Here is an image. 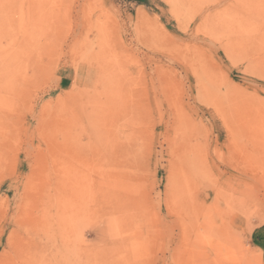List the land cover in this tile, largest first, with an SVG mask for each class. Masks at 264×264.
<instances>
[{
	"label": "rangeland",
	"instance_id": "1",
	"mask_svg": "<svg viewBox=\"0 0 264 264\" xmlns=\"http://www.w3.org/2000/svg\"><path fill=\"white\" fill-rule=\"evenodd\" d=\"M0 264H264V0H0Z\"/></svg>",
	"mask_w": 264,
	"mask_h": 264
},
{
	"label": "crops",
	"instance_id": "2",
	"mask_svg": "<svg viewBox=\"0 0 264 264\" xmlns=\"http://www.w3.org/2000/svg\"><path fill=\"white\" fill-rule=\"evenodd\" d=\"M63 83H64V79L61 78L60 84L63 85Z\"/></svg>",
	"mask_w": 264,
	"mask_h": 264
},
{
	"label": "bare ground",
	"instance_id": "3",
	"mask_svg": "<svg viewBox=\"0 0 264 264\" xmlns=\"http://www.w3.org/2000/svg\"><path fill=\"white\" fill-rule=\"evenodd\" d=\"M226 232V231H225Z\"/></svg>",
	"mask_w": 264,
	"mask_h": 264
}]
</instances>
